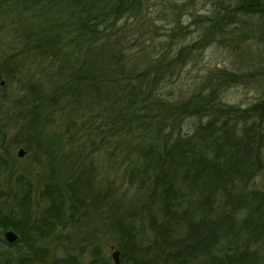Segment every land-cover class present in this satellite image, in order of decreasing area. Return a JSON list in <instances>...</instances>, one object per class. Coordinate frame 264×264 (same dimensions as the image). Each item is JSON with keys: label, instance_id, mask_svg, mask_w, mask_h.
<instances>
[{"label": "trees", "instance_id": "trees-1", "mask_svg": "<svg viewBox=\"0 0 264 264\" xmlns=\"http://www.w3.org/2000/svg\"><path fill=\"white\" fill-rule=\"evenodd\" d=\"M149 2L0 0V16L4 14L5 22L19 32L22 51L36 50L46 58L59 59L56 76L50 74L51 82L45 84L53 88L52 92L43 95L42 84L27 82L29 94L17 102L23 110L19 113L29 123V135L38 138L42 135L39 128L44 105L55 106L63 95L73 92L69 94L73 110L78 114L77 105L83 101L90 112L86 115L87 111H80V130L86 127L90 134L96 132L99 140L103 139L101 124L109 125L114 133L121 130L120 125L132 130L138 113H142L143 124L155 125L156 150L144 154L130 172L131 182L143 187L142 198L137 199L142 200L141 207L139 211L122 210L123 220L111 221V227L120 235L124 254L133 264H149L161 254L168 243L166 229L172 218L182 222L186 237L202 240L209 255L205 264H264L262 246L252 249L253 243L264 240V183L258 181L264 177V89L246 108L230 102L225 95L229 88L257 78L251 75L249 80L243 75L248 71L227 67L219 71L209 68L199 76L200 87L187 97L177 98L174 89H162L172 85L178 69L193 62L197 52L213 43L230 47L231 56L241 58L243 54H237V48L246 44L245 26L252 16L264 15V0H211L212 9L195 23L197 36L192 37L193 41L176 43V35L192 33L176 18L181 25L179 33L166 37L163 50L157 48L156 41L150 45L143 41L151 26L158 28L153 20L148 25L145 22ZM169 4L174 12L181 6L177 0ZM232 24L241 26L239 32L231 30ZM172 44L178 45L174 54L168 50ZM3 55L6 70L0 72V80L9 75L11 58L16 59V54ZM12 67L15 70L14 61ZM161 84L164 86L160 89ZM95 100L97 105L93 106ZM78 142L79 138L73 139V146ZM79 171L69 172L62 181L54 177L45 183L50 202L43 212L33 214L27 200L22 218L12 221L4 216L3 228H13L20 235L14 245L26 242L34 247L49 230L66 221L63 203L55 197L59 187L77 190L102 184L84 178L85 171ZM134 176H139L138 184ZM102 185H107L104 179ZM92 193L90 190L89 196L96 202L98 194ZM29 195L26 193L25 200ZM145 195L148 197L143 201ZM140 211H146V218L140 219ZM75 219L79 221L78 215ZM145 226L153 233L141 234ZM150 252L156 254L148 259Z\"/></svg>", "mask_w": 264, "mask_h": 264}, {"label": "rangeland", "instance_id": "rangeland-1", "mask_svg": "<svg viewBox=\"0 0 264 264\" xmlns=\"http://www.w3.org/2000/svg\"><path fill=\"white\" fill-rule=\"evenodd\" d=\"M169 1L173 0H150L148 19H145L147 25L153 20L158 28L151 26L143 41L148 45L156 41L159 50H163L162 45L167 42L168 35L179 33L181 25L188 27L192 33L185 37L177 33L174 37L176 43L180 45L181 41L185 44L192 42L198 17H203L212 9L211 0H177L181 6L176 7L174 12ZM5 18L4 14L0 16V72L6 70L2 63L5 57L3 53L10 56L16 54V59L11 58V71L0 80V101H4L0 108V264H133L134 261L124 254L125 249L120 246V235L111 227V221L123 220L122 210L132 208L139 211L141 207L142 200L137 199L142 198L143 191L140 188L143 187L131 182L130 172L133 171L132 165L143 158L144 154L152 149L156 150L157 128L152 123L143 124L140 116L142 113H138L131 125L133 129H129L131 131L123 129L119 124L121 130L114 133L109 125L104 127L101 124L103 139L99 140L96 132L90 134L86 127L80 130L83 122V119L78 118L80 111L83 109L82 114L87 111L86 115L90 112L83 101L80 106L77 105L78 114L73 110V97L70 96L72 92L70 95H63L55 106L44 105V117L39 128L42 135L38 138L31 137L29 134L32 132L28 133L29 123L19 113L23 110L17 102L29 94L26 85L31 80L44 86L43 95L52 92L53 88L45 84L51 82L50 74L56 76L59 59L49 55L47 59L40 51L31 49L23 52L19 32L15 33L12 30L14 25L5 22ZM176 18L181 25L175 21ZM230 28L239 32L241 26L232 24ZM244 38L247 39L246 44L237 48V54H243V58L236 55L232 57L230 47L225 49L219 47L218 43H213L197 52L193 62H187L178 69V74L175 73L172 78V85L162 88L164 83L160 89L164 92L174 89L175 97H187L200 87L199 76H204L203 73L209 68L217 71L225 67L248 71L243 74L244 78L247 75L251 80L253 75L257 79L236 84L225 94L230 102L242 108L248 107L257 100L259 90L264 89V15H255L249 19ZM178 45L172 44L169 52L174 54ZM13 61L15 70L12 67ZM6 84L8 88L4 89ZM160 89L156 91L159 92ZM88 104L91 105L90 100ZM94 104L96 100L92 101L93 106ZM100 130L97 132L101 134ZM75 138H79V142L73 146ZM39 141L44 144L40 145ZM21 148L26 152L23 157L18 156ZM76 169L79 173V170L85 171L84 178L88 177V180L96 183L100 180L102 184L104 179L107 185L103 187L102 184H94V187H78L77 190L74 187H59L55 197L63 203L66 221L57 224L54 230H49L50 233L39 239L34 247H28L26 242L17 245L9 243L4 237V231L8 229L3 228L1 222L4 216H10L12 221L22 218L26 212L24 201L27 200L32 205L33 214L43 212L50 202L45 183L54 177L62 181L68 177L69 172ZM137 177L139 176H134L133 181L138 184ZM258 181L264 183V177H259ZM90 190L93 191L92 195L98 194L96 202L91 200ZM28 192L29 198L25 200ZM147 197L145 195L143 201ZM72 204L77 209L72 208ZM74 211L76 216L71 219L70 215ZM139 213H142L140 219L146 218V211ZM77 215L78 222L75 219ZM171 223L169 228H164L169 235L168 243L161 254L150 252L148 259L155 254L156 256L149 264H205L209 255L202 240L186 237L183 224L178 218H172ZM145 228L141 234L153 233L147 226ZM9 229L18 233L13 228ZM260 246L264 250V240L253 243L252 249ZM115 251L120 253L119 263L113 258Z\"/></svg>", "mask_w": 264, "mask_h": 264}, {"label": "water", "instance_id": "water-1", "mask_svg": "<svg viewBox=\"0 0 264 264\" xmlns=\"http://www.w3.org/2000/svg\"><path fill=\"white\" fill-rule=\"evenodd\" d=\"M3 84V82H2ZM25 149L21 148L19 149L18 151V156L19 157H23L25 156ZM4 237L6 238V240L9 242V243H15L17 242L19 239H20V236L18 233H16L15 231L11 230V229H8V230H5L4 231ZM112 249L114 248V246L111 247ZM119 251H115L113 253V258L115 260L116 263H119Z\"/></svg>", "mask_w": 264, "mask_h": 264}]
</instances>
